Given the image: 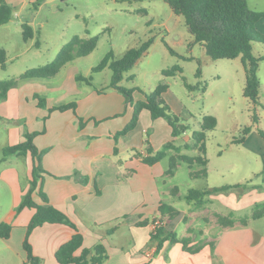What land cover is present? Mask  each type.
Returning <instances> with one entry per match:
<instances>
[{
    "label": "crops",
    "instance_id": "obj_1",
    "mask_svg": "<svg viewBox=\"0 0 264 264\" xmlns=\"http://www.w3.org/2000/svg\"><path fill=\"white\" fill-rule=\"evenodd\" d=\"M6 1L11 3V0ZM247 4L251 9L264 11V8H260L259 0H247ZM255 27L264 34V17L256 22ZM255 55L264 56L260 53ZM74 77L72 74V80ZM20 86H23L21 91L18 90ZM48 86L42 83L30 87L28 83H20L8 91L5 100L0 101V118L26 119L30 111L33 112V119L39 122L37 126L9 131L7 142L2 143L0 149L2 151L3 147L21 141L27 131L39 132L34 137V143L38 149L45 150L40 162L45 170L42 173V189L49 203L65 212L76 224L83 236V247H91L98 242L105 246L108 258L103 264H264V228L251 225L249 221L245 226L220 229L212 218L213 212H232L237 217L249 214L254 203L264 202V177L257 183L245 181L247 186L244 188L235 187L210 195L209 203H216L217 206L214 209L205 206L199 211L206 223L214 226L211 237L199 238L194 232L187 234L188 227L194 231L192 226L186 227L185 235L178 234L175 231L176 220L179 218L186 223L187 214L192 216L196 211H191V205L178 197L184 195L179 189L178 194L174 195L171 187L169 195L164 196L166 192L161 191L159 185L165 171L161 161L151 166L144 164L139 157L132 156L131 149L135 148L144 155L146 146L156 150L169 140H174L177 145L190 144L187 132L172 137L171 128L163 118L152 120L149 112L142 110L136 126L119 138L118 154L114 155L112 135L132 115V109L124 105L123 96L112 88L102 92L86 88L81 92L73 81L58 82L50 84L52 91L59 94L55 101H47V107H38L33 95ZM73 93L83 95L77 99L76 114L71 110L48 112L53 104L70 100ZM166 93L167 90L163 95ZM143 99L144 95L138 98ZM77 116L83 120L82 128L78 126ZM182 135L185 138L179 144L177 141ZM146 139L149 144L145 142ZM257 145L263 143L258 141ZM250 150L261 153L263 147ZM31 165L29 154H12L0 160V206L4 200L3 204L7 207L0 216V222L7 220L11 225L9 237H0V264H23L26 259L22 244L34 210L25 207L16 213L15 209L29 188ZM230 165L231 162L219 165L213 173H220L224 178L226 173H232ZM209 170L207 166V176ZM225 184L209 183L205 187ZM33 199L42 203L35 192ZM181 200L189 207L178 208L177 201ZM160 201L181 212L173 220V230L178 237L190 235L191 245L201 241L203 246L200 250L191 253L184 250L180 242L169 241L156 250V243L149 242L152 226L139 222L158 216ZM245 210L249 212L244 213ZM73 233L74 230L68 225L45 223L35 227L28 240L33 254L41 259L40 264H58L54 253ZM198 233L203 234L202 230ZM212 240L215 242L213 254L209 245L205 244Z\"/></svg>",
    "mask_w": 264,
    "mask_h": 264
},
{
    "label": "rangeland",
    "instance_id": "obj_2",
    "mask_svg": "<svg viewBox=\"0 0 264 264\" xmlns=\"http://www.w3.org/2000/svg\"><path fill=\"white\" fill-rule=\"evenodd\" d=\"M38 1L40 3L37 5ZM259 1L260 8H264V0ZM10 4L15 7L11 23L0 26V46L7 53L6 67H0V79L17 77L28 68L51 61L61 46L75 35H98L97 46L91 53L67 64L56 76L47 81L29 80L19 84L28 83L33 87L46 83L49 86L39 89L37 94L44 95L49 102H54L59 95L50 88L52 83L73 81L81 92L86 88L102 92L109 89L105 87L110 81L111 70L105 67L99 72H92V67L110 50L115 58H119L128 48L151 38L152 42L145 53L123 74L119 84L133 88V99L138 100L139 96L154 90L159 82H166L168 88L163 98L171 110L190 125L187 130L190 144L193 142L191 133L199 130L202 116L210 114L216 117L217 125L213 130L207 131L205 136L204 155L210 169L207 178H191L187 165L180 163L173 176L163 175L161 178L159 185L161 191L166 192L165 197L174 186L181 194H185L191 188H204L209 183H242L248 180L257 183L264 177V142L259 134V130L264 132V59L259 62L257 71L260 82L259 102L253 104L242 94L245 74L240 59L210 58L204 48L194 42L183 17L175 14L166 0H11ZM250 6L252 7V3ZM24 21L37 32L33 39L26 42L22 39L20 27ZM36 40L39 41V47L34 46ZM253 53L264 54V44L253 43ZM174 64H178L182 71L174 76L164 77L161 71ZM198 68L199 76L196 75ZM72 74L91 77V84L72 80ZM71 96L70 98L76 97L77 100L83 95L73 93ZM253 114H256L257 122H253ZM13 120L15 121L0 118V145L7 142L8 132L12 129L23 130L39 123L33 119V112L30 111L26 119ZM246 126L250 131L245 136V142L232 143V139L241 136L242 129ZM184 138V135L180 136L177 142L181 144ZM258 141L263 143V154L250 150L261 148L257 145ZM184 152L188 155L198 154L195 146ZM1 156L0 149V158ZM160 161L166 169L168 155ZM228 162L232 164V173H226L224 178L220 173H213L216 167ZM198 168V165L194 166V169ZM251 172L255 174L251 175ZM177 202L178 208L189 207L184 200ZM3 203L4 200L0 206V216L7 208ZM216 206V203L206 205L209 209ZM201 215L200 211L192 216L187 214L186 223L178 218L175 231L185 235L186 227L192 226L197 237H211L214 226L206 223ZM258 219L260 220L254 222L250 220V223L263 229L264 216ZM199 230H202V235H199Z\"/></svg>",
    "mask_w": 264,
    "mask_h": 264
},
{
    "label": "trees",
    "instance_id": "obj_3",
    "mask_svg": "<svg viewBox=\"0 0 264 264\" xmlns=\"http://www.w3.org/2000/svg\"><path fill=\"white\" fill-rule=\"evenodd\" d=\"M172 11L183 17L184 23L189 33L193 36L194 42L200 44L204 48L206 54L216 59H235L239 58L244 69L245 82L242 90L244 97L249 99L253 104L259 102L260 82L257 75L259 62L264 56L255 55L253 53V43L264 44V34L257 31L255 24L264 17V11L251 9L247 0H166ZM40 1L37 2V5ZM15 13V7L6 0H0V26L12 20ZM21 36L23 41L33 39L37 33L33 27L27 22H21ZM98 35L88 37L73 36L69 41L64 43L58 50L55 57L39 66L31 67L20 73L17 77L0 79V101L7 98V93L11 88L16 87L19 82L29 80H47L56 76L67 64L72 63L75 59L83 57L91 53L97 46ZM152 42L149 38L141 44L128 48L121 57L115 58L110 50L101 61L92 67V72H99L105 67L110 68L111 77L105 88H112L119 92L124 98L125 106L132 108L130 120L113 135L114 147L113 154H118L117 143L121 136L131 131L137 124L139 114L142 110L149 112L151 119L163 118L171 128V136L176 137L187 132L190 125L185 122L178 114L174 113L170 106L163 98V93L167 90L166 82H159L154 90L144 94L143 100L133 99V88H126L119 83L123 79V74L131 69L137 60L145 53L146 49ZM35 47H39V41L34 42ZM7 53L3 46H0V67H6ZM182 69L178 64H174L167 69L161 71L164 77L174 76L181 72ZM196 75H200V69L196 71ZM132 75L129 77L131 78ZM75 81L80 83L91 84V77H84L80 74L75 75ZM187 87H191L186 84ZM102 90V89H101ZM203 90V88H202ZM100 91V90H97ZM38 107H47V100L44 95L35 93ZM77 100L76 97L66 102L53 104L48 108V112L71 110L76 114ZM78 125L80 128L84 126L81 117H78ZM15 121V120H10ZM253 122H257L256 114H253ZM217 125L215 116L207 114L203 115L199 122V130L191 133L192 144L184 143L176 145L174 140H169L161 145L159 149H153L151 146L144 148L143 155L139 150L133 148L132 156L139 157L144 164L153 165L168 155V165L165 169L164 176H173L176 168L180 163H185L189 168V176L191 178H207V158L205 157V136L206 132L213 130ZM248 126L242 129V134L238 138H233L232 143H243L245 136L249 133ZM38 131L25 132L23 139L13 145L2 148V157L8 155H27L31 157V178L29 180V188L22 197L20 204L15 209L19 212L21 209L28 207L34 210V213L28 222L23 239V248L26 252V259L23 264H40L41 259L32 252L29 243V235L31 231L45 223H61L68 225L74 230L72 236L62 243L55 251L54 256L58 264H103L108 258L105 246L98 242L91 247H83V236L79 232L76 224L69 216L49 203L46 193L42 189V173L45 170L41 166V157L45 150H40L34 143V137L38 135ZM260 136L264 139V132L259 130ZM149 144L148 139L145 140ZM195 146L198 150L196 155H188L184 150ZM169 151H172L169 154ZM118 163L120 161L118 160ZM198 165V169L194 166ZM129 171V170H128ZM131 171V170H130ZM128 173L126 172V176ZM245 183L225 184L211 188L189 189L184 195L178 196L191 205V211H199L203 209L210 201L211 194L216 192L228 191L235 187H246ZM36 193L42 200L37 203L33 199V193ZM171 193L178 194V188L175 186L171 189ZM159 224L151 231L149 242H155V249L158 250L165 241L180 242L182 248L188 252L195 253L202 248V242L190 244L192 239L190 235L178 237L173 230V220L181 215V212L174 206L160 201L158 205ZM216 224L220 229L233 227L235 225L245 226L250 220H256L264 216V202H256L252 205L249 214L244 216H235L232 212L221 214L212 213ZM154 218L139 222V224H152ZM185 222V220H184ZM11 225L7 220L0 222V237L8 238ZM193 229L188 227L187 234L193 233ZM202 234V233H199ZM210 253L213 254L215 242L208 241ZM79 250V253L77 251Z\"/></svg>",
    "mask_w": 264,
    "mask_h": 264
},
{
    "label": "built area",
    "instance_id": "obj_4",
    "mask_svg": "<svg viewBox=\"0 0 264 264\" xmlns=\"http://www.w3.org/2000/svg\"><path fill=\"white\" fill-rule=\"evenodd\" d=\"M158 217H159V215L153 217V218H154V221H153V223L151 224V226H152V230H154V229L156 228L157 224H159V218H158Z\"/></svg>",
    "mask_w": 264,
    "mask_h": 264
}]
</instances>
